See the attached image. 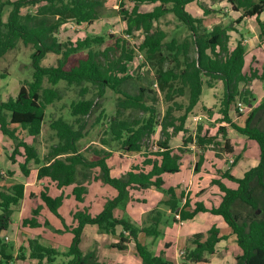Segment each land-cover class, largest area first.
I'll return each mask as SVG.
<instances>
[{
	"label": "trees",
	"instance_id": "1",
	"mask_svg": "<svg viewBox=\"0 0 264 264\" xmlns=\"http://www.w3.org/2000/svg\"><path fill=\"white\" fill-rule=\"evenodd\" d=\"M124 1L133 4L131 9L124 8ZM200 0H121L118 4V15L126 25L127 34L140 32L142 39L137 46H130L124 36H86L75 42L61 41L56 33L66 23L77 26L92 25L101 15L106 0H0V58L16 49L18 44L30 46L32 52L30 61L32 67L31 79L25 81L15 97L3 101L0 99V133L12 142V152L9 161L16 163L24 177L31 173L28 165L32 162L37 166V179L46 180L57 189L74 185L72 195L77 202L83 201L86 189L78 180L81 175L90 178L91 170L97 169L98 175L93 179L116 190L114 198L108 199L101 212L92 215L87 209H78L72 214L75 226H66L58 213L63 204L64 196H51L47 183L39 193L42 201L40 207L46 208L54 216L62 220L64 233L72 235L66 252L42 245L36 239L28 240V258L36 264H99L95 251L83 254L80 249L83 228L95 225L100 233L114 234L121 227L117 243L112 248L125 250L130 241L134 242L135 250L142 264H171L162 257L154 255L145 245L138 241V234L157 238L160 235L159 225L162 215L155 211L150 223L138 227L127 218H117L114 210L124 208L130 200V191L154 187L166 195L163 204L172 214H178L181 220H190L199 213H210L220 216L235 236L237 246L242 254L237 256L233 264H264V130L254 125L258 111L264 110V103L254 106V95L250 89L252 81H264V62L261 71L249 69L244 71L245 48L240 44L230 48L229 28L221 24L208 30L201 18L193 16L187 6L197 3L203 15L214 12L208 9ZM225 1L230 11L240 12L239 21L251 18L258 19L264 13V0H212ZM143 4L154 5L151 11L141 12ZM9 11L4 19L5 8ZM34 8L22 13V9ZM172 14L188 30L183 38L170 37L158 25L159 20ZM260 38L264 37V24L258 20ZM85 52V56L73 58L76 54ZM59 55L57 64L44 66L42 60L46 54ZM138 54H143L146 62L153 70L150 87L154 91L139 86L135 92L128 91L126 86L133 75L140 74L141 65L137 62ZM143 61V60H142ZM141 61V62H142ZM221 82L223 95L219 103L218 114L220 123L229 125L240 135L257 144L259 149L258 164L247 170L242 177L236 178L228 171L213 178L211 184L221 192L219 205L207 208L197 202L190 208L185 202L181 209L178 202L182 193L175 194L174 188H164L162 175L174 174L180 170L182 148L172 149L169 141L183 134L184 146L192 142L185 123L188 117L204 111L213 116V110L201 104L204 87L212 88ZM64 83L68 87L79 89L78 98L71 100L69 114L65 118L59 115L51 119L49 128L54 132L57 143L51 146L46 155L40 156L33 141L40 135L48 107L60 102L63 97L58 85ZM94 89V97L89 96ZM110 89L120 95L116 100L114 114L109 117L104 127V137L101 143L109 147L102 152L101 158L86 160L80 153V142L91 129L101 123L104 111L93 122L89 117L96 107V99H101L106 90ZM161 95L165 104L163 114L146 103V97ZM178 99H185L178 101ZM237 103L250 108L244 125L239 126L232 121L230 111L241 115ZM220 126L218 134L224 139L226 154L232 153V148L226 137V127ZM157 130L159 139L155 140ZM194 135L195 145L205 150L214 144V138ZM24 135L25 137H22ZM137 154L138 161L131 164L128 171L121 177H112L107 165V159L113 150ZM204 161L199 155L194 171L198 172ZM236 159L232 162V165ZM82 169V173H80ZM11 174V172H7ZM227 180L235 184L230 188L222 182ZM1 181V176H0ZM259 190L260 194L257 193ZM24 198V185L14 183L10 186H0V234L8 230L12 223L14 208L20 205ZM249 207L252 212L241 216L237 211L240 206ZM262 205V206H260ZM39 207V208H40ZM39 208L32 210L31 218L22 220L23 227H40L37 219ZM259 215H258V213ZM176 221V220H175ZM59 233L62 231L58 230ZM124 232L128 234L125 235ZM225 239L219 229L212 226L206 234H195L187 248L184 258L191 263H203L206 256L216 252V245ZM13 244L6 242L0 236V264H10L13 260ZM22 252V250H21ZM67 261L57 262L58 257Z\"/></svg>",
	"mask_w": 264,
	"mask_h": 264
},
{
	"label": "crops",
	"instance_id": "2",
	"mask_svg": "<svg viewBox=\"0 0 264 264\" xmlns=\"http://www.w3.org/2000/svg\"><path fill=\"white\" fill-rule=\"evenodd\" d=\"M213 3H219L220 4V3H226V2L222 1V2H213ZM226 5L228 6V8L225 7L223 10L220 11V13H222L224 16V20H223V22H219L218 24L221 23L223 26H227L229 28V30H228V34L230 37L229 43H228L229 47L232 49L237 45V43H240L245 48L244 71L245 72L249 71V69L251 68L253 70H257L258 72H260L261 67L263 65V62H264V37L260 38V36H259L260 30H259L258 20L264 24V13L260 14L258 16V19H256L254 17V18H251L248 20L239 21L238 18H239L241 13L230 11L229 5L227 3H226ZM189 6H190V4L187 6V10H188ZM140 7H139V11H141ZM148 11H151V10L141 11V12H148ZM212 13H214V12H212ZM212 13H210L209 15H205V16L203 15V18H202L201 12L199 11L195 15V17L201 18L203 21V25L208 30H210L212 28H208L205 25V20H204L205 18L204 17H208ZM226 18H229V20L227 21V23H224L226 21ZM70 24H72V25H70ZM218 24H216V25H218ZM69 25L72 27V29H76V28L80 27V26L75 25L72 22L66 23L63 26H69ZM261 85L264 87V81L262 82L258 79H255L252 81V85H251L250 89L254 95V98L258 96V99H260V97H262L261 94L263 91L258 90L259 87L260 88L262 87ZM217 86H218V84L216 83L212 88H207V87L203 88L202 96H201V104L203 106H205L206 108H210V109L212 108L211 107L212 103L215 102L214 97H213V92L217 88ZM204 89L212 90V95H211L212 100L209 103H206L203 101ZM222 90H223V87H222ZM263 96H264V92H263ZM213 112H214V110H213ZM201 114H204V117H206L207 119H212L215 115H218L219 119L221 117L220 114H218V110H217V112L213 113L212 117L208 116L204 111H201V112L196 113L194 115H191L190 117L187 118L186 123H185V128L188 129L187 125H188V121L190 120L191 117H196L197 119H201V117L203 116ZM230 116L232 118V121L235 119V116H238L239 118H244L243 114H241L239 116L233 110L230 111ZM246 117H245V119H246ZM245 119H244V121H245ZM243 125H244V122H243ZM239 126H241V125H239ZM226 130H227L226 136L228 134V137L227 138L225 137V138L229 141V144L232 148V153H230V154H225L222 157H217L214 154H207V149L202 150L203 151L202 152L195 145V140H193L192 142L188 143V145H186V147L188 146L189 150L183 149L184 151L178 152V154L180 156V162H179L180 166H181L182 159H184V160H187V162L189 164V168H190V170H192L191 173H192L193 179L188 184L168 185L165 182L166 181L165 176L166 175H172V174L165 173L162 175V179L164 181V188H174L176 195H179L180 193L183 194L182 195L183 197L178 202V205H179L178 209H181L184 206L186 201L189 202L190 208H193L194 204L197 202L203 203L207 208H211L212 206L219 205V203L221 201V192L218 190V188L215 185L210 184V185H208V187H206V189L208 188L207 191L204 192L203 188L198 187L196 184V183H198V179H201V180L203 179V180L211 182V180L213 178H215V177L219 178V175H217L218 172L223 173L225 171H228L230 173V175H232L236 178H240L243 176V174L247 170H249L250 168H252L258 164L259 149H258L257 144L253 141L248 140L245 136L237 134L236 131L233 134L234 130L229 125H226ZM188 134H186L185 137L191 135V134L190 135H188ZM2 137H4V136L2 135ZM4 138L7 139L8 143H9L8 144L9 154H7L8 160H9V156L12 152V142L8 138H6V137H4ZM153 138L155 140L159 139V130H157V132ZM182 139H183V134H179V135L173 137L172 139H170V141H169L170 148L177 149V148H180L181 146H184L182 144ZM235 141H237L239 143L244 142V143H246V145L249 146V148H244V146H242V148L239 149L240 152H237L238 155L235 156L236 158L234 157V155L236 153L235 148H234ZM8 148H5V149L8 150ZM114 153H119L120 155L125 156V159L130 157V159H128L129 165H127L126 167H124L122 170H120L118 172L117 171L114 172V168H110V165L107 163V165L110 169L111 176L116 177V178L124 175L128 171V169L130 168L131 164L138 161V159H139L137 154H129V153L121 152V151H117V152L113 151L112 156ZM199 155H203V158H204V161L202 163V170L203 171L201 170L202 174H199L198 173L199 171L198 172L194 171V166H195L196 161L198 160ZM111 157H109V159ZM232 157H234L236 159V162L234 163V165H232V163H230V162L234 161V158H232ZM109 159H107V161ZM19 160L20 159L17 158L16 163L11 162V164H12L11 167H8V164H7V166H5L7 168L5 171L2 169V167H0V176L5 175L6 177L7 176L9 177L10 174H8V173L5 174V172H11V174H13V175L18 173L19 176H23V175H21L20 171L17 170L18 168L15 167V166H18ZM243 160H245L247 163V165L244 167L240 166V163ZM94 170H97V169H94ZM33 172L34 171L31 170V173L28 177L23 176L25 181L28 178V183L21 182V181L18 182V183H22L24 185V198L22 199L21 203L23 205L24 202L26 203V201H28L29 205L31 206L32 201H33V194H34V195H36V200L39 201V202H37V203H39L38 205L41 206L43 204L39 198V193L41 192V190L43 189V186L47 182H46V180H37L36 181L35 178L37 176V168H36V173L34 174ZM179 172H180V170H179ZM178 173H174V174H178ZM8 177L4 179V182H3L2 177H1L0 186H3V185L10 186L11 184H14V183L10 182V179L8 181H6V179H8ZM196 177H197V181H195ZM12 178H15V177H12ZM31 179L32 180L34 179V184H31V181H32ZM221 180L228 187L235 188L234 183L227 181V180H223V179H221ZM193 182H195V184H193ZM230 183L233 184L234 186H232ZM47 185H48V183H47ZM32 186H33V188H30ZM104 186H105V189L103 188V190L98 192V193L84 194L82 202H77L75 200L74 196L71 194L74 185L64 187L63 189L59 190L53 184H49L48 185V187H49L48 193H49V195H51L53 197L58 196L61 193L63 194V196H64L63 204L59 208L58 213L60 214L64 224L66 226L70 227V226H75V224H76L75 221L73 220V218L70 217V211L71 210H73L72 211V213H73L78 209H87L90 214L95 215V214H98L99 212H101V210L103 209L104 203L108 199H112L116 196V194H117L116 190H114L113 188H111L109 186H106V185H104ZM27 187H29V189H27ZM69 187H72V188H69ZM27 192L29 193V195ZM211 192L213 193V195H216L217 201L214 203L209 202V198H210L209 194ZM129 194H130V200L126 203L124 209L121 210L120 208H117L114 210V216L115 217L127 218L131 223L135 224L138 227H141V226H146L150 223L151 219L154 217V216H152V212L154 210H156V211H159V213L162 215L161 223L159 226H161L162 223H168L169 219L172 221L173 224H175V226H177V227H169V228H166L163 230L160 229V234H162L164 236V239L162 242L157 241V239H155L154 237L146 236L143 233L138 234V241L142 245H145L149 250H151V252H154V255L159 256L162 254V257L165 260L169 261L171 264H233L235 258L242 254L240 248L236 244L235 236L231 234L230 228L225 224V222L223 221V219L220 216L212 215L210 213H199V214L195 215L190 220H181V218H180L181 223H179L178 221H175L174 214L171 213L170 209H168L163 204H160V202L164 201L167 198L166 195H164L162 192L156 190L154 187H151L148 189L131 190ZM72 200H74V201H72ZM67 202H69V203H67ZM21 203H20V205H21ZM65 203H67V205L69 204V206H68L66 213H62V207ZM29 205L27 208L28 212L30 211ZM26 206L27 205L25 204V207ZM34 209L35 208H31V212ZM48 213L50 214V217L47 218V221L52 220V226L55 228L56 231L62 230L64 227L62 220L59 219L58 217L54 216L49 211H48ZM28 216L32 217L30 215H28ZM38 216L36 217V219H37L38 223L40 224V227H36V228L30 227V228H28V232L38 234V232H37L38 230L39 231L44 230L43 227H41L42 226L41 222H43V220L38 219ZM67 218L69 219V221ZM12 226L13 225L11 223L8 230L6 232L0 234V236H2L4 239L7 238V241H8L7 234L11 233L10 230H11ZM212 226H215L219 229L221 236H225V239L221 240L216 245L215 254H213L211 256H206L207 261L203 262V263H191V262L185 260L184 255H185L186 249L192 247V245L190 243V240L192 239V237L197 233L206 234L207 231ZM175 229H176V231H175ZM121 232H122L121 227H117L115 229L114 234L100 233L98 231L97 226L86 225L82 231L80 249H81L83 254L89 253L88 251H91L93 249L96 250L94 252L95 258H96L97 263H99V264H142L141 259L139 258V256L136 253L133 241H130L127 244L126 249L122 250V251L111 247L112 244H115L118 242L119 234ZM51 233L52 232H46L43 237L44 238L46 236L47 237H53V234H51ZM64 234H65L64 236H66V238L68 239V246H69L72 235L69 232H65ZM42 245H44V244H42ZM44 246L51 247L54 249L56 248L55 246H52V245H50V246L44 245ZM230 249H232L233 252H230ZM182 252H183V255L181 254ZM25 256H26V254H25ZM22 258H24V256H22ZM67 260L68 259L65 258V261H67ZM33 261H35V260H33Z\"/></svg>",
	"mask_w": 264,
	"mask_h": 264
},
{
	"label": "rangeland",
	"instance_id": "3",
	"mask_svg": "<svg viewBox=\"0 0 264 264\" xmlns=\"http://www.w3.org/2000/svg\"><path fill=\"white\" fill-rule=\"evenodd\" d=\"M10 1H13V0H10ZM120 1L121 0H106L99 19L95 21L92 25L79 27L76 29H72V27L70 26L72 24H70L69 26H62L56 33L57 37L63 42H66L67 40L71 42H75L76 40L85 38L86 36H101V35L106 36L108 33H110L112 35L124 36L126 40L128 41V43L130 44V46H133V47L137 46L138 43L142 39V34L137 31L133 32L132 34L125 33L126 25L117 13L118 8H119L118 4ZM199 2L204 4L208 9H211L212 11H214V13H212L210 16L204 17L205 25L208 28H212L214 25L218 24L219 22H223L224 16L222 13H220V11L223 10L225 7L228 8L226 3H220V4L213 3L212 0H200ZM123 3H124L125 9H131L133 6V4L128 1H124ZM152 8H153V5L144 4V5H141L140 10L147 11V10H152ZM28 10H34V8L28 9V7H26V8H23L21 11L22 13H26L28 12ZM188 10L194 16L200 11L201 17L203 18V12L198 7L197 3L194 2L190 4V6L188 7ZM8 11H9V8L6 7L5 12H4V17H3L4 19L6 18ZM228 20L229 18H226V21L224 23H227ZM158 25L161 29L167 32L168 34L167 40L172 36L181 39L188 34V30L182 27L179 21L172 14H168L165 17L161 18L159 20ZM31 52H32V48L30 46H24L23 44L20 43L18 44L16 49L12 50L11 52L7 53L4 57L0 58V99L1 100L5 101L10 97H15L18 93L19 87L25 81H28L31 79V74H32V67H31V61H30ZM85 54H86L85 52L78 53L73 58L75 59V58L83 57L85 56ZM59 57H60L59 55L48 53L46 54L45 58L42 60V64L44 66H54L57 64V60L59 59ZM142 57H143L142 58L143 61L141 60L142 62L137 61L133 64V66L135 65L138 66L141 64H144V66L141 67L140 74L136 76L133 75V79H131L128 82V85L126 86V89L128 91L135 92L138 90L139 86H142L143 88L150 87L149 85L151 83V79L154 73L151 67L146 62L143 54H142ZM217 84L218 86L213 92V97H214L215 102L212 103V106H211L212 107L211 109L214 110V112H217L220 100L223 95L222 83L218 82ZM58 88L63 93L62 100L48 107L49 109L46 112L47 113L46 119H45L40 135L37 136V138L34 141L31 138L21 135L22 137H25L26 141L34 142V146L37 149L40 156L46 155L47 152L50 150L51 146L57 143V138L54 132L51 131V129L49 128V122L51 121V119L58 117L59 115H63L65 118H67L69 114L70 101L76 100L78 98V91H79L78 88L73 87V86L68 87L64 83L59 84ZM150 89L154 91L153 90L154 87L151 86ZM258 90L259 91L262 90L264 92V87L263 86L261 88L259 87ZM263 92L261 94L262 97H260V99H258V96H257L252 100L254 106L260 103H264ZM94 93H95V90L90 89L89 96L94 97ZM211 95H212V90L204 89L203 101L206 103L211 102L212 100ZM119 96L120 95L115 94L110 89H107L104 96L101 99H96L97 105L93 113L89 117V122L90 123L93 122L97 118V115H99L100 111H104V117L101 118V120L103 121L101 123L96 124L91 129V131L88 133V135L84 139L81 140L79 144L80 153L83 155V157L86 160H89V161L97 160L101 158L102 156L101 154L103 151L109 150V147L104 146L101 143V140L104 137L105 123H107L109 117H111L114 114L116 100ZM178 101H183L184 103H186L185 99H178ZM146 103L150 106H153L155 109H157L160 112V115L163 114L165 107H166L162 101L161 95H157L155 97L147 96ZM249 112H250V108L246 107V109H244V111L241 112V114L244 115V118H239L238 116H235V119L233 120V122L236 123L237 125L243 126L244 119L249 114ZM201 115H203L201 119H197L196 117L190 118V120L188 121V125H187V128H188L187 131L189 134L188 133L187 134L188 135L191 134L190 136H192V140H195L193 136L197 132L199 133L198 127L201 126V131H200L201 135L214 138L213 140L214 144L206 147L207 154H214L217 157H222L223 155L226 154V152H225L224 139L218 134V128L220 126L224 127L225 125L219 122L220 119L218 115H215L212 119H207L206 117H204V114H201ZM254 125L264 130V110H260L257 112L254 118ZM234 133H235V130L233 131V134ZM236 133L239 134L238 132ZM227 137H228V134L226 138ZM8 144L9 143L7 139L2 137V135L0 134V165H1L0 167H2L4 171L7 169L5 167L7 166V164H8V167L12 166L11 162L8 160V155H7L9 154ZM242 146H244V148H249V146L246 145V143L244 142L239 143L235 141L234 148H235L236 153L234 157L238 155L237 152H240L239 149H241ZM5 148H8V150H6ZM180 148L184 150H189L188 146L187 147L181 146ZM113 151L117 152L118 150L116 149ZM128 159H130V157L125 159V156H122L119 153H114L113 156L107 161V163L110 165V168H114V172L115 171L118 172L122 170L124 167H126L127 165H129ZM246 165L247 163L245 160L241 161L240 166L244 167ZM15 167L18 168V166H15ZM28 167L30 170L34 171L33 172L34 174L36 173L37 166L35 164L31 162L28 165ZM17 170H19V168ZM201 170H202V165L199 167V172H198L199 174H202ZM90 172H91L90 178H87V177L84 178L81 175L78 176V180L84 181V179H86L83 183L86 189L85 194L98 193L102 191L103 188L105 189V186L101 181L93 179L94 176L98 175L99 171L93 169ZM191 172L192 170H190L187 160L182 159L181 166H180V172L178 174L166 175L165 182L168 185L188 184L193 179ZM80 173H82V169H80ZM5 174H7V172H5ZM220 174L221 173L218 172L217 175H220ZM1 177L4 182V179L7 178L8 176L6 177L5 175H2ZM12 177H15V178H12ZM9 179L11 183H18L19 181L28 183V178L25 181L23 176H19L18 173L14 175L10 174L8 179H6V181H8ZM35 180L36 181L38 180L37 177L35 178ZM195 181H197V177ZM31 184H34V179L31 181ZM193 184H195V182H193ZM196 184L198 187H202L203 191L206 192L208 189V188L206 189V187H208V185H210L211 182L203 180V179L202 180L198 179V183ZM231 185L234 186L233 184ZM30 188H33V186ZM69 188H72V187H69ZM27 189H29V187H27ZM257 193L260 194L259 190L257 191ZM209 196H210L209 202L214 203L217 201L216 195H213L212 192L209 194ZM37 202L39 201L36 200V195L33 194V201H32L33 205L31 204L30 206L28 201H26V203L24 202L23 205L21 203V205H18L17 208H14L15 211L12 216L13 226L11 227V230H10L11 233L7 234L8 241L5 240L6 242L13 244V251H12L14 252L13 260L11 261L10 264H36L35 261L29 259L27 256L28 255V240L30 239H36L44 245L55 246L56 247L55 249H57L61 253L66 252L69 247L68 239L66 238V236H64L65 235L64 227L62 230H60L62 231V233H59L58 231H56L55 228L52 226V220L47 221V218L50 217V214L45 208L40 207L38 205L39 203ZM67 203L63 205L62 213H66L68 206H69V204L67 205ZM25 204L27 205L26 207H25ZM28 205L30 206L29 212L27 209ZM31 208H39L38 219L43 220V222H41V225H42L41 227H43L44 230L43 231L38 230L37 231L38 234L30 233L28 232V228L30 227L22 226V220L24 218H31L28 215L32 217L34 216L31 212ZM237 209H238L237 211H239L241 213V216L243 217L247 216V214L252 212V210L249 207L243 206V205ZM72 211L73 210L70 211L71 218L73 214ZM155 211L156 210L152 212V216ZM174 218H175V215H174ZM169 227H177V226H175V224H173L172 221L169 219V222L162 223L161 226H159V229L163 230ZM46 232H52L51 234H53V237L46 236L44 238L43 236ZM155 239H157V241L159 242H162L164 239V236L160 234ZM21 250H22V253H21ZM230 252H233L232 249H230ZM152 253L154 254V252ZM22 256H24V258H22ZM63 261H65L64 257L60 256L59 258H57V262H63Z\"/></svg>",
	"mask_w": 264,
	"mask_h": 264
},
{
	"label": "built area",
	"instance_id": "4",
	"mask_svg": "<svg viewBox=\"0 0 264 264\" xmlns=\"http://www.w3.org/2000/svg\"><path fill=\"white\" fill-rule=\"evenodd\" d=\"M142 58H143L142 57V54H138L136 60L137 61H141ZM236 105L239 108L240 112H243L244 109H246V107L244 105H241L239 103H237ZM175 220L178 221L179 223H181L180 216L178 214H175ZM124 234L127 235L128 233L127 232H124ZM5 240H7V238H5ZM181 254H183V252Z\"/></svg>",
	"mask_w": 264,
	"mask_h": 264
},
{
	"label": "water",
	"instance_id": "5",
	"mask_svg": "<svg viewBox=\"0 0 264 264\" xmlns=\"http://www.w3.org/2000/svg\"><path fill=\"white\" fill-rule=\"evenodd\" d=\"M257 213H258V211H257Z\"/></svg>",
	"mask_w": 264,
	"mask_h": 264
}]
</instances>
